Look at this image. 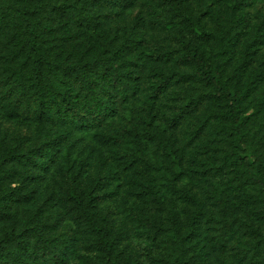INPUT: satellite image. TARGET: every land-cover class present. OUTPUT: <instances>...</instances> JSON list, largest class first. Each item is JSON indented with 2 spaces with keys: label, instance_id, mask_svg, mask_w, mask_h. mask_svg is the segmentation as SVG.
Segmentation results:
<instances>
[{
  "label": "rangeland",
  "instance_id": "obj_1",
  "mask_svg": "<svg viewBox=\"0 0 264 264\" xmlns=\"http://www.w3.org/2000/svg\"><path fill=\"white\" fill-rule=\"evenodd\" d=\"M8 1L0 0V198L6 213L0 217V264H52V236L73 243L65 264H107L108 254L62 201L66 190L85 189L97 180L105 183H99L100 194L105 193L101 209L115 227L127 231L120 247L125 253L118 255L123 264L126 256L135 264H166L171 244L151 238L145 226L183 218L182 206L191 209V199L207 212L201 245L210 251V264H239L243 254L241 264H264V189L248 208L240 204L244 196L236 191L223 205L216 204L214 186L222 191L227 186L213 169L218 162L211 152L212 122L227 100L214 99V84L198 78L201 67L189 60L192 54L201 56L233 90L248 97L249 105L260 104L258 121L264 123V0H184L181 9L170 0H42L63 8L64 16L49 22L63 28L59 41L65 49L95 66L88 70L91 84L83 90L116 109L108 139L75 133L68 140L74 175L65 170L39 172L34 156L2 164V148L29 146L48 132L11 117L4 99L21 42L20 12L35 10L39 0ZM49 15L54 17L52 11ZM87 16L96 21L97 29L78 22ZM119 63L126 83L119 79ZM129 83L137 92L129 90ZM120 89L128 96H121ZM157 89L158 96L151 99L158 117L153 130L144 129L137 113L148 117L146 97ZM198 124L203 125L200 134L195 133ZM136 142L145 162L135 155ZM178 160L184 173L173 178L171 170L177 169ZM243 167L235 166L237 171ZM150 186L164 195L161 205L137 194ZM248 224L260 233L257 252ZM221 233L225 246L218 252L214 242ZM242 251H249V257Z\"/></svg>",
  "mask_w": 264,
  "mask_h": 264
},
{
  "label": "trees",
  "instance_id": "obj_2",
  "mask_svg": "<svg viewBox=\"0 0 264 264\" xmlns=\"http://www.w3.org/2000/svg\"><path fill=\"white\" fill-rule=\"evenodd\" d=\"M12 1L14 0L8 2L11 3ZM170 1L175 8L181 9V2L184 0ZM47 4L50 3L45 4L39 0L35 10L20 12L21 42L18 51L14 53L16 57L12 60L10 75L8 76L10 81L6 84L7 92L4 95V99L13 112L11 117L30 121L37 124L38 128L47 129V136L29 146L21 145L15 149L11 147L2 148L1 160L3 161L2 164L12 162L14 164L17 160L29 159L34 156L39 172L65 170L74 175L76 167L75 165L71 166L68 140L75 133L85 135L92 133L98 140L108 139L114 131L109 127L116 109L115 106L112 107L106 102H98L95 95H87V91L83 90L85 86L88 87L91 84L88 76L95 66L89 63L88 59L84 60V57L73 58L71 53L65 49L66 45L59 41V38L61 39L60 34H63V28L61 29L59 25L49 22L51 19L56 20L57 16H64L63 8ZM51 11L54 14L53 18L49 17ZM83 21L87 22L86 28L88 30L90 26V29H97L96 21L90 20L88 16L83 17L78 22L82 23ZM189 60L201 67L197 73L198 78L214 84L216 88L214 99L218 97L227 100L223 112L219 113L212 122L214 138L212 143L214 146L211 151L216 155L213 161L218 162L213 168L216 173L215 176L220 179L226 178L223 179V182L220 179L219 181L227 188L225 187L222 191L218 185H213L215 187L213 197L216 204L223 205L222 202L225 201V197L231 196L235 191L241 192L245 201L240 204L243 206L246 204L245 208H248V204L255 202L261 190L264 189V133H261L264 123L258 121L261 112L260 104L249 105L248 97L233 90L229 83L225 82L220 74L212 70L201 56L195 53L189 57ZM116 66L121 74L119 79L122 83H126L127 80L122 79V63ZM129 87L132 92H137L136 85L131 86L129 83ZM120 90L121 96H128L124 90ZM159 91L160 89L152 91L150 97H146V104H149V108H145L148 117H144L140 112L137 113L139 118L143 120L139 125L144 126V129L153 130V119L157 118L158 114L151 98L157 97ZM170 123L171 126L175 125L173 121ZM197 126L195 133L200 134L203 125L198 124ZM102 128L104 129L102 130ZM130 141L132 139L126 140V142ZM136 143L138 145V142ZM139 148L138 145L137 151L139 153H135V155L139 160L145 162V157L143 158ZM237 165L244 167L237 171L235 168ZM79 168H81L80 165L78 171L81 172L83 169ZM176 168V170H171L172 175H174L173 178H175V174L177 177V174L184 173L182 163L179 160ZM227 170L237 172L227 173ZM256 176L257 178H255ZM99 183L101 186L105 184L97 180L85 189L79 190L74 187L66 190L67 194L62 198L65 203L63 208L69 210L79 221L78 223L95 241L94 244H98L99 248L108 254L107 264H123V261L118 259V255L125 253L120 250V247L124 243L123 239L127 231L115 227L101 209L100 203L105 193L100 194V190L103 189ZM154 189V186H150L144 193L137 194L139 196L145 195L144 199L150 204L157 202L161 205L164 195L158 192L159 190L155 191ZM11 192L16 193L13 189ZM183 193L187 197H192L187 190H183ZM188 203L191 209H188V205L182 206L185 211L184 217L181 218L179 215L175 218L173 216L172 219L167 220L171 219L167 225L161 221L149 222L146 220L145 222L152 225L145 226V233L149 234L151 238H160L162 242L171 244V259H167L166 264L213 263L209 255L210 251L201 245L202 238L206 236L202 227L204 218H207V212L204 211L203 206L194 203L193 199ZM224 207L226 206L224 205ZM4 208L5 203L0 198V217L6 214L2 212ZM243 221L244 219H242ZM247 227L251 232V246L257 252L261 246L260 233L252 225L248 224ZM224 239L223 233L216 236L214 243L218 252L225 246ZM50 250L52 264H65L66 257L73 250V243L66 238L52 236ZM242 252L246 253V258L249 257V251ZM238 255L236 256L239 257ZM243 255L239 258L241 261L238 260L239 264L243 262ZM125 260L127 264H135L127 256ZM218 260L225 261L223 256H220Z\"/></svg>",
  "mask_w": 264,
  "mask_h": 264
}]
</instances>
